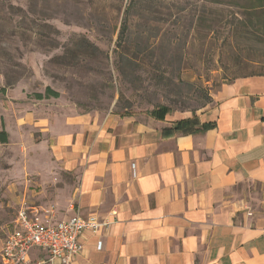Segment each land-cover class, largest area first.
<instances>
[{"label":"crops","instance_id":"crops-1","mask_svg":"<svg viewBox=\"0 0 264 264\" xmlns=\"http://www.w3.org/2000/svg\"><path fill=\"white\" fill-rule=\"evenodd\" d=\"M37 124L51 140L44 166L76 183L39 189L26 207L108 222L79 235L72 264H264L263 75L172 119L108 111Z\"/></svg>","mask_w":264,"mask_h":264},{"label":"rangeland","instance_id":"rangeland-1","mask_svg":"<svg viewBox=\"0 0 264 264\" xmlns=\"http://www.w3.org/2000/svg\"><path fill=\"white\" fill-rule=\"evenodd\" d=\"M242 5L0 0V130L8 134L0 143V248L19 207L39 189L76 183L44 166L51 140L37 123L108 111L153 118L158 105L169 106L165 117L172 119L200 111L223 84L264 75V41L242 32ZM48 86L57 98L34 96Z\"/></svg>","mask_w":264,"mask_h":264},{"label":"built area","instance_id":"built-area-1","mask_svg":"<svg viewBox=\"0 0 264 264\" xmlns=\"http://www.w3.org/2000/svg\"><path fill=\"white\" fill-rule=\"evenodd\" d=\"M107 223L93 213L79 212L61 221L50 217L43 220L38 211L22 205L0 248L1 264H72L82 249L79 235L85 230L96 233ZM97 247H101V242ZM35 250L41 255L33 258Z\"/></svg>","mask_w":264,"mask_h":264},{"label":"trees","instance_id":"trees-1","mask_svg":"<svg viewBox=\"0 0 264 264\" xmlns=\"http://www.w3.org/2000/svg\"><path fill=\"white\" fill-rule=\"evenodd\" d=\"M132 1V0H131ZM237 4H243L242 7L245 9L244 18L245 20L240 21L242 32L249 35L251 39L264 41V0H236ZM130 7V6H129ZM129 7L126 9V17L123 20V24L119 31L120 40L126 37L129 23L127 22V14L129 13ZM259 75V74H257ZM253 76V75H252ZM264 76V75H263ZM0 91H5V88L1 87ZM34 96L43 100L44 98L54 97L57 98L59 95L49 86L45 88L43 93H35ZM211 98L208 97V102H211ZM171 108L165 105H158L156 109L151 111V116L155 120H163L165 116L170 113ZM119 113V112H117ZM125 115V114H124ZM7 131L4 126L0 130V143L7 142Z\"/></svg>","mask_w":264,"mask_h":264}]
</instances>
